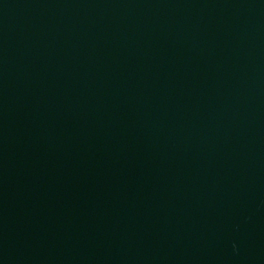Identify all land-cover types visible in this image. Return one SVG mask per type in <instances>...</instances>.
Segmentation results:
<instances>
[{"label":"water","instance_id":"95a60500","mask_svg":"<svg viewBox=\"0 0 264 264\" xmlns=\"http://www.w3.org/2000/svg\"><path fill=\"white\" fill-rule=\"evenodd\" d=\"M0 264H264V0H0Z\"/></svg>","mask_w":264,"mask_h":264}]
</instances>
